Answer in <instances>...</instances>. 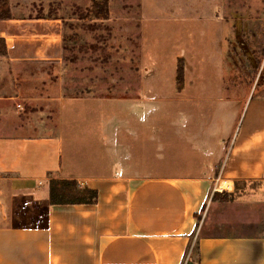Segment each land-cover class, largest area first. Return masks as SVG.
<instances>
[{"label":"crops","instance_id":"1","mask_svg":"<svg viewBox=\"0 0 264 264\" xmlns=\"http://www.w3.org/2000/svg\"><path fill=\"white\" fill-rule=\"evenodd\" d=\"M202 1L170 25L186 33L188 67L181 89L172 77L170 108L68 97L55 53L62 20L12 7L0 21V264H184L195 241L198 264H264V201L243 202L236 188L259 181L264 191V84L237 88L228 39L249 33L234 39L247 60L264 46L254 42L257 19L231 25L226 0ZM25 91L43 107L16 110ZM52 179L76 180L98 199L52 205ZM225 191L239 199L214 201Z\"/></svg>","mask_w":264,"mask_h":264},{"label":"rangeland","instance_id":"2","mask_svg":"<svg viewBox=\"0 0 264 264\" xmlns=\"http://www.w3.org/2000/svg\"><path fill=\"white\" fill-rule=\"evenodd\" d=\"M91 1L9 0V4L18 17L62 20L61 44L55 49V53L60 54L65 62L61 80L68 97L93 100L95 104L110 99L116 102L129 100L132 104L143 100L147 108H170L172 77L178 75L180 67L183 69V80L178 82L176 78L175 81L176 88L178 86L181 89L186 81L188 68L186 43L182 40V37L185 40L186 33L174 32L170 25L173 18L177 19V16L190 8L201 7L203 1L109 0L110 15L105 21L87 18ZM225 4L228 24L249 25L257 19L255 24L259 37L254 42L256 46H264V0H226ZM165 25L170 28H165ZM248 35L249 33L239 32L237 38L232 35L228 39L229 54L237 63L234 76L241 79L237 88L242 90L251 89L255 81L258 85L264 84V47L261 48V56L255 54V58L247 60L242 55L240 44L234 40L241 41L243 38L247 41ZM51 40L55 41V36ZM15 51L17 55H21L23 50ZM228 60L226 72L229 75L234 69L232 61ZM26 67L19 66L20 74L25 73ZM44 68L43 70H48L47 67ZM144 82L147 85V95L140 96ZM231 82L235 83L234 79ZM26 83L19 81L17 85L21 88ZM16 103L21 105V108L16 109L21 114L43 107L42 103H32L26 91L16 98L15 105ZM31 121L37 122V119L31 118ZM239 187L238 197L243 202L264 201V191L261 190L259 181H248L246 185ZM226 188L228 187L225 186L224 189ZM220 196L214 201L234 202L239 199ZM261 206L260 203L259 207ZM233 211L235 212L231 207V212ZM201 219L202 217L200 221Z\"/></svg>","mask_w":264,"mask_h":264},{"label":"trees","instance_id":"3","mask_svg":"<svg viewBox=\"0 0 264 264\" xmlns=\"http://www.w3.org/2000/svg\"><path fill=\"white\" fill-rule=\"evenodd\" d=\"M109 0H92L90 11L87 15L89 19L96 20H108L109 19ZM13 15L11 13V8L9 0H0V21L10 20ZM7 54L5 40L0 38V56ZM178 82L183 80V69L180 67L178 69L177 75ZM247 181L236 182V188L238 189L241 185H246ZM50 202L52 205L62 206V205H72V204H87L91 205L96 203L98 199V192L96 190L82 187L76 180H59L52 179L50 181ZM233 198L234 196L229 195L228 193H215L213 199L217 197ZM223 197V199H225ZM198 243L197 241L194 244L189 246L186 256L184 258V264H198ZM198 257V258H197Z\"/></svg>","mask_w":264,"mask_h":264},{"label":"bare ground","instance_id":"4","mask_svg":"<svg viewBox=\"0 0 264 264\" xmlns=\"http://www.w3.org/2000/svg\"><path fill=\"white\" fill-rule=\"evenodd\" d=\"M225 186H229L230 189L232 188V187H231V183H226V184L222 183L221 186H220V190L223 191L224 188H225Z\"/></svg>","mask_w":264,"mask_h":264},{"label":"built area","instance_id":"5","mask_svg":"<svg viewBox=\"0 0 264 264\" xmlns=\"http://www.w3.org/2000/svg\"><path fill=\"white\" fill-rule=\"evenodd\" d=\"M17 107H18V108H21V105H18Z\"/></svg>","mask_w":264,"mask_h":264}]
</instances>
